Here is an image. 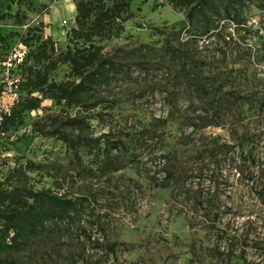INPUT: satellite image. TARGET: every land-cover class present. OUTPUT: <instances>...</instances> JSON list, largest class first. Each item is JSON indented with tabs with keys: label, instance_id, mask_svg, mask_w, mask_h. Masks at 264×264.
Listing matches in <instances>:
<instances>
[{
	"label": "rangeland",
	"instance_id": "374dc122",
	"mask_svg": "<svg viewBox=\"0 0 264 264\" xmlns=\"http://www.w3.org/2000/svg\"><path fill=\"white\" fill-rule=\"evenodd\" d=\"M131 1L133 18L125 31L96 41L104 54L133 67L100 89L107 102L90 112L100 113L101 120H92L86 133L124 142L126 149L114 153L120 170L99 171L105 157L96 143L83 149L79 165L52 132L68 116L85 113L49 100L0 139V186L17 184L13 171L32 162L43 168L27 171V187L66 194L85 206L75 221L34 239L17 264H264V109L228 96L216 106L185 93L161 50L167 38L174 44L195 40L201 58L212 63L220 94L264 100V7L258 0L247 5L246 28L223 22L213 35L199 36L184 24V10L162 6L167 0ZM54 5H13L11 15L19 11L25 20L2 22L7 52L26 48V27L40 24L44 39L64 51L74 15L64 5L56 7L52 31L62 38L50 36ZM62 18L67 27L58 24ZM51 79L74 80L67 65ZM81 167L94 175L80 173Z\"/></svg>",
	"mask_w": 264,
	"mask_h": 264
},
{
	"label": "trees",
	"instance_id": "16d2710c",
	"mask_svg": "<svg viewBox=\"0 0 264 264\" xmlns=\"http://www.w3.org/2000/svg\"><path fill=\"white\" fill-rule=\"evenodd\" d=\"M20 1L6 0L0 8V81L1 63L11 51L10 49L7 52L9 37L4 36L2 22L14 17L18 23L23 24L25 16H20L19 11L14 16L11 15L12 6L19 4ZM73 1L76 16L72 28L68 31L67 47L64 51H58L51 38L44 39L43 24L32 28L27 26L22 42L29 52L26 53L25 60L18 70L23 80L21 98L12 114L1 123L0 139L12 128L22 124L26 113L39 110L40 105L46 100L66 109L78 108L85 116H68L52 133L65 144L79 165L83 149L91 143H96L99 146V153L105 157L99 171L106 175L120 170V160L114 153L125 150L126 145L121 140L108 139L107 135L96 139L87 135L90 122L101 120L100 113L91 116L90 112L96 111L107 102L100 89L128 75L133 66L104 54L96 40H99V43L108 41L125 31L126 23L133 18L132 1ZM252 1L167 0L162 6L184 10L186 26L196 29L199 36H211L214 31H218L223 22L233 24L238 29L246 28L244 13ZM258 1L261 2L259 8L263 9L264 0ZM176 33L173 32L172 35ZM143 48L150 49L147 45ZM161 50L162 60L173 66L176 71L175 83L185 93L190 91L197 99L209 101L216 106L228 96V101L258 104L259 109H264V100H254L252 96H244L234 91L220 94L222 88L216 86V81L212 77L213 72L210 69L212 63L201 58L195 40L186 43L179 41L174 44L167 38ZM3 51L5 57H2ZM61 65L69 67L74 80L58 83L51 79L52 74ZM1 90L2 85L0 93ZM147 138L155 141L154 137ZM101 143L103 148L100 147ZM42 168L43 166L29 162L26 170L17 168L13 171L17 184L0 186V264H17V256L27 249L34 239L51 229L50 227L75 221L85 211L84 204L77 198L47 189L34 190L27 187L29 179L27 171H38ZM80 173L94 175L95 172L91 168L81 167ZM115 246L110 247L112 253Z\"/></svg>",
	"mask_w": 264,
	"mask_h": 264
},
{
	"label": "built area",
	"instance_id": "2783aa9c",
	"mask_svg": "<svg viewBox=\"0 0 264 264\" xmlns=\"http://www.w3.org/2000/svg\"><path fill=\"white\" fill-rule=\"evenodd\" d=\"M68 25V21L63 22V27ZM26 53L22 46L20 49L13 48L1 63L0 125L6 117L12 114L13 109L20 101L23 80L18 70L25 60Z\"/></svg>",
	"mask_w": 264,
	"mask_h": 264
},
{
	"label": "crops",
	"instance_id": "0c3cea01",
	"mask_svg": "<svg viewBox=\"0 0 264 264\" xmlns=\"http://www.w3.org/2000/svg\"><path fill=\"white\" fill-rule=\"evenodd\" d=\"M61 5H64L65 7L69 8L72 12H73V15H74V18L76 16V7H75V3L73 0H61V1H58V2H55V5L52 7V9L50 10V23H51V26L49 27V35L50 36H53L55 38H59L61 39L62 37L60 36V32H59V35L58 36H54V33L52 31V28H53V25L55 24V20L52 18V16L54 15V11L56 9V7H60ZM63 20L64 18L61 19V21L58 22V24H62L63 23ZM74 21V19H73Z\"/></svg>",
	"mask_w": 264,
	"mask_h": 264
}]
</instances>
